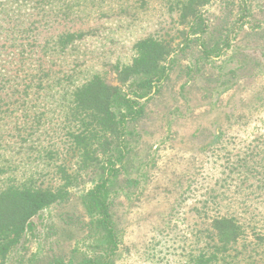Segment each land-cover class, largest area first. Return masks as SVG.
<instances>
[{"label": "rangeland", "instance_id": "1", "mask_svg": "<svg viewBox=\"0 0 264 264\" xmlns=\"http://www.w3.org/2000/svg\"><path fill=\"white\" fill-rule=\"evenodd\" d=\"M189 2L193 9L183 11ZM197 2L109 0L110 19L98 22L97 37L76 54L50 57L42 96L34 89L21 107L27 125L18 112L0 143L8 150L4 166L34 174L43 187L69 184V194L34 218L0 264H264V0ZM91 12L76 30L96 26L100 15ZM148 37L171 52L158 91L139 100L144 117L123 133L97 132L85 125L91 117L83 124L73 106L81 71L117 88L112 108L120 117L133 88L118 69ZM108 157L119 171L107 193L115 254L85 200L107 177ZM217 218L239 225L228 247Z\"/></svg>", "mask_w": 264, "mask_h": 264}, {"label": "trees", "instance_id": "2", "mask_svg": "<svg viewBox=\"0 0 264 264\" xmlns=\"http://www.w3.org/2000/svg\"><path fill=\"white\" fill-rule=\"evenodd\" d=\"M108 1L0 0V140L1 131L9 128L10 121L17 117L18 112L24 113V125H27L29 111L26 108L21 110V107L28 105L34 89L38 88L42 96L52 69L50 57L76 54L81 46L100 34L102 27L98 22L102 19H110V15L103 12ZM87 2L90 6L87 4L85 12L81 11L80 16L78 11L74 12L77 7L84 6ZM207 2L209 0H200L197 4L203 5ZM88 9L92 10V14L100 15L94 20L96 26H90L87 30L80 28L76 30L78 20L91 17L86 13ZM185 9L191 11L192 4L189 2L184 5L183 11ZM133 49L135 57L128 65L118 69L120 80L124 83L130 82V88H133V98L126 96L123 100L125 112L120 117L112 108V99L117 88L109 86L98 73H88L87 76V72L81 71L83 75L79 78H83L82 86H76L73 93L74 105H72L83 124L87 117L92 118L91 123L85 125L94 127L97 132L108 129L115 133L126 129L127 123L137 122L143 118L145 105H141L139 100L149 97L153 89L158 91L162 80L166 77L161 64L171 52L167 45L148 37L135 42ZM203 52L209 55L207 50ZM33 65L36 74L33 73ZM78 69L81 70V66L71 70L69 81L77 77ZM135 78H138L137 82ZM62 81L64 80L60 78L59 82L55 83L61 85ZM7 151L0 143V259L2 260L33 228V220L41 211L65 200L69 194V184L57 188L43 187L34 179V174H28L25 170H21V167L14 169L11 165V167L4 166ZM111 159L112 157H108L110 165L107 168V177L86 193L85 200L89 209L98 216L93 224L95 223L99 230L106 233L109 238L110 253L115 254L118 248L117 234L107 193L109 182L117 177L119 171L111 164ZM118 161L122 162V160ZM215 220L220 240L225 241L227 244L225 247L230 246V242L239 238L238 223L232 218ZM86 261L95 263L90 259Z\"/></svg>", "mask_w": 264, "mask_h": 264}]
</instances>
